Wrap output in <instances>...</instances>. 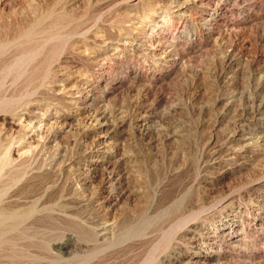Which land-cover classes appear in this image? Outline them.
Here are the masks:
<instances>
[{"label": "rangeland", "instance_id": "1", "mask_svg": "<svg viewBox=\"0 0 264 264\" xmlns=\"http://www.w3.org/2000/svg\"><path fill=\"white\" fill-rule=\"evenodd\" d=\"M0 264H264V0H0Z\"/></svg>", "mask_w": 264, "mask_h": 264}, {"label": "bare ground", "instance_id": "2", "mask_svg": "<svg viewBox=\"0 0 264 264\" xmlns=\"http://www.w3.org/2000/svg\"><path fill=\"white\" fill-rule=\"evenodd\" d=\"M87 106H85L83 108V110H86L87 109ZM260 108H261V105L259 106L258 109L254 110V113L255 112H258V110ZM242 109L240 107L236 108L233 111L232 115H231V120H232V122H235L237 124V126L239 127V132H243L244 134H246L245 133L246 131H244L243 128L246 127L247 125H249V122L251 120H254V118L253 117H250L249 118V116H247V114H245V111L244 110H247L246 108H242ZM98 116H100V119L101 118H106L107 117V114L105 112L104 113L103 112H99L98 113ZM142 118H144V117H142ZM121 123H123V122H121ZM68 125H70V123H66V126H68ZM234 136H235L236 140H239V141H246V140H248L247 138H244V137L237 138L236 137V132H234V134L231 135L230 138H232ZM249 147H250V144H242V145H239V146L236 145L234 147H231V146L230 147H225V151L227 152V155L226 156H232V159H230V160L241 158L242 157L241 156V153L246 152ZM85 151L87 152V150H85ZM222 151H224V150L223 149L222 150H219V151L216 150L215 151V154H218V153H220ZM220 156H221V154H220ZM216 158H217V156H216ZM229 158L227 160H229ZM213 161H216V159H214ZM99 173L101 174V176H103L102 177V182H101L102 183L101 184V187H103V188H101V189H103L102 190L101 203H100L101 205L104 206V205H106L108 203H111L110 206H114V205L119 204V202H121L122 200H126L129 197L131 198V196H130L131 195V192L130 191L128 192V189L126 187V186H128L127 181L129 179L128 178V171L126 170V168H123L119 164H116V163L113 164L111 162V160H107L105 162V164H104V168H102V167L101 168L100 167L94 168L93 169V172L91 174H89L88 177H89V179L98 177ZM84 204H86V203L83 202L82 205H84ZM79 207H81L80 204H79ZM76 208H78V207L76 206ZM72 209H75V208L73 207ZM110 223L108 222V220L104 219L103 217H97V218H95L92 221V224H93L92 225L93 226L92 229H94L93 230V233H95V236L96 237H99V239L102 242L110 241L112 239V236L110 237V235L115 232V229L112 232V229H113L112 227H114V226H113V224H110ZM137 226L135 224L134 225H126L125 227H123L124 229H122V234L125 233V231H128V232L130 231L131 232L132 230H134L135 228H137ZM119 231H121V230H119ZM117 234H120V233H117ZM122 234H120V235H122ZM113 237L116 238V235L115 236L113 235ZM94 240H96V239L94 238ZM100 240H99V242L97 241L99 243L97 245H100ZM115 241H117V239ZM118 241H119V239H118ZM107 243H110V242H107ZM110 244H113V242H111ZM91 245H93V244H91ZM81 246H83V244L81 242L76 241V240L74 241L72 238H69L66 241H63V242H61L59 244L60 249L66 251V252H69L70 254H74L75 257H78V252L80 251ZM94 249H95V247H94ZM71 252H73V253H71Z\"/></svg>", "mask_w": 264, "mask_h": 264}]
</instances>
